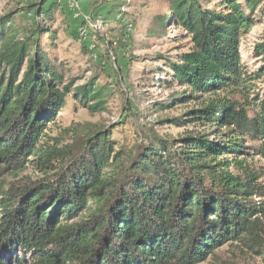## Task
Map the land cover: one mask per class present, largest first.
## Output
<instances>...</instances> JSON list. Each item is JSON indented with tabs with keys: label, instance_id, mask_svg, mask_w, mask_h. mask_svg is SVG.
I'll return each mask as SVG.
<instances>
[{
	"label": "trees",
	"instance_id": "trees-1",
	"mask_svg": "<svg viewBox=\"0 0 264 264\" xmlns=\"http://www.w3.org/2000/svg\"><path fill=\"white\" fill-rule=\"evenodd\" d=\"M166 3L149 34L166 38L174 27L189 44L176 59L157 57L166 63L157 70L185 88L172 104L204 100L165 122L204 130L178 139L154 133L131 149L107 130L67 149L45 146L68 96L103 112L112 91L99 69L82 84L67 78L42 45L43 36L57 39L60 0L19 7L36 18L29 36L10 15L0 19V264H246L250 254L264 256V168L254 161L264 159V95L253 108L241 89L264 74V0ZM121 14L111 8L97 20L127 34L132 25ZM255 26L262 66L253 75L241 48ZM67 30L105 68L101 49L110 61L116 41ZM29 165L44 176L22 175ZM226 246L234 257L220 253Z\"/></svg>",
	"mask_w": 264,
	"mask_h": 264
},
{
	"label": "rangeland",
	"instance_id": "rangeland-1",
	"mask_svg": "<svg viewBox=\"0 0 264 264\" xmlns=\"http://www.w3.org/2000/svg\"><path fill=\"white\" fill-rule=\"evenodd\" d=\"M38 1L40 0H0V19L10 15L22 36H29L36 18L29 12H20L19 7ZM60 1L64 9L58 10L61 12L56 14L51 23L53 29L57 30V39L52 44L50 38L43 36L42 45L57 64L62 67L65 65L67 78L79 79L78 84L92 78L95 70L99 69L102 73L99 83L108 85L112 94L108 98V109L103 112H91L88 108H83L73 94L68 96L63 111L58 114L59 118L49 126L45 134V146L67 149L75 141L86 140L94 131L107 130L118 143L131 149L154 133L160 137L178 139L189 131L204 130L201 125L189 123L179 127L165 122L198 108L204 100L191 99L172 104L185 88L165 82L170 78L169 72L159 73L157 70L166 64L164 59L157 60V57L176 59L179 54L188 50L189 44V40L174 27L168 28L166 38H154L149 34L154 19L168 13L166 0H80L72 7L66 5V0ZM111 8L123 11L120 17L123 16L126 23L132 25L127 34L116 25L111 26L112 30L102 27L101 21L97 20ZM87 17L92 22L84 25ZM69 26L73 30H86L87 33L88 28H99L96 37L105 38L106 42L116 41L110 50V61H107L106 48L101 49L105 54L101 59L107 62L105 68L96 66L97 63L91 56L85 54L83 46L87 43L86 40L72 39L67 30ZM261 37L262 27L255 26L242 39V60L248 73L253 75L262 66V59L255 50ZM255 83L256 86L250 87V90L241 88L253 101V108L256 105L254 100L264 95V74ZM254 161L264 168L263 158L256 157ZM22 175L37 179L43 177L44 172L37 170L35 165H29ZM220 253L226 257H234L228 246L221 249ZM197 264H215V259ZM246 264H264V256L250 254Z\"/></svg>",
	"mask_w": 264,
	"mask_h": 264
},
{
	"label": "built area",
	"instance_id": "built-area-1",
	"mask_svg": "<svg viewBox=\"0 0 264 264\" xmlns=\"http://www.w3.org/2000/svg\"><path fill=\"white\" fill-rule=\"evenodd\" d=\"M69 3H70V6L72 7V6L75 4V1L72 0V1H70ZM91 20H92V19H91L90 17H87V21H88V22H92ZM99 21H101V20H99ZM101 26L103 27V23H102V21H101ZM99 27H100V26H99ZM94 29H96L95 31H97L99 28H98V29H97V28H94ZM82 32H84V31H82Z\"/></svg>",
	"mask_w": 264,
	"mask_h": 264
}]
</instances>
